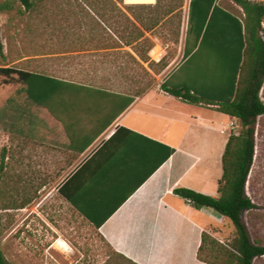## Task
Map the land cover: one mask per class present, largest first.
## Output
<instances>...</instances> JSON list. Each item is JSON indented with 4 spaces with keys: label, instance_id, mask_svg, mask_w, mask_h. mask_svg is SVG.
Wrapping results in <instances>:
<instances>
[{
    "label": "crops",
    "instance_id": "obj_1",
    "mask_svg": "<svg viewBox=\"0 0 264 264\" xmlns=\"http://www.w3.org/2000/svg\"><path fill=\"white\" fill-rule=\"evenodd\" d=\"M184 62L165 80L170 87L187 81L170 84ZM50 105L52 112L40 107L44 116L23 124L19 137L33 165L43 157L48 172L66 174L57 192L86 227L127 264H208L198 256L202 236H214L223 217L195 209L174 190L218 196L223 155L239 121L212 118L203 108L216 106L185 102L161 85L137 97L99 86L68 88ZM46 240L45 264H53L57 243L51 235ZM60 241L68 264L79 263L77 248Z\"/></svg>",
    "mask_w": 264,
    "mask_h": 264
},
{
    "label": "rangeland",
    "instance_id": "obj_2",
    "mask_svg": "<svg viewBox=\"0 0 264 264\" xmlns=\"http://www.w3.org/2000/svg\"><path fill=\"white\" fill-rule=\"evenodd\" d=\"M12 1L16 9L11 13H0V40L5 55L0 56L2 67H15L136 94L163 84L183 62L191 0H183L181 9L165 17L152 35L147 34L149 42L134 45L137 48L145 46L144 49L153 45L149 52L151 66L140 60L131 48H118L119 41L112 39L107 30L103 33L106 37L104 43L93 40L95 32L100 31L92 32L93 25L80 28L78 24L83 21L79 13L81 9L69 6L68 0H48L43 9L33 13L26 12L19 0ZM249 1L264 4V0ZM131 3L140 4L134 0L125 4ZM178 3L181 2L175 0L171 5L178 7ZM219 4L235 15L243 16V10L233 0H220ZM20 10L24 16L18 14ZM208 51L210 49H205L204 53L197 55L170 84L173 86L182 79L191 81L192 73L196 76L200 64L207 63ZM249 68L250 65L246 64L244 72L247 73ZM15 79L16 76L10 80L0 75V163L5 154L0 194V249L5 258L10 264H45V248L50 246L46 238L51 235L54 245L58 240H64L77 248L80 253L73 255L74 259L78 257L81 260L77 264H127L61 199L57 189L66 174L48 172L50 168L43 166V157L41 163H31L28 143L20 139L19 132L29 119L43 117L44 111L35 105H27L26 95L20 94L22 86ZM261 98L264 101V89ZM10 100L15 102L10 103ZM23 108L27 112L20 116ZM197 109L202 111L198 106ZM205 110L203 108L204 113L212 118L222 117L223 121H229L228 116L218 110ZM189 113L195 114L194 108H190ZM235 126L233 134H239L242 131L240 122ZM247 195L257 209L245 213L246 226L253 241L264 243V118L257 126L256 154L247 183ZM218 219L220 222L211 230L216 244L210 254L205 251L204 255L214 264H223L225 249L231 247L236 230L230 220ZM58 245L52 248V263L68 264ZM253 264H264V257L256 259Z\"/></svg>",
    "mask_w": 264,
    "mask_h": 264
},
{
    "label": "trees",
    "instance_id": "obj_3",
    "mask_svg": "<svg viewBox=\"0 0 264 264\" xmlns=\"http://www.w3.org/2000/svg\"><path fill=\"white\" fill-rule=\"evenodd\" d=\"M19 1L29 13L40 11L48 4V0ZM126 1L68 0L69 6L75 5L81 9L79 13L83 21L78 24L80 28L93 25L92 32L100 31L95 32L93 40L104 43L106 37L103 33L107 30L112 39L119 41L118 48H131L140 60L151 66L149 52L153 45H148L146 49L145 46L137 48L134 45L149 42L146 35H152L165 17L181 9L183 0H179L181 3H178V7L171 5L175 0H134L140 2L138 5L125 4ZM219 1L191 0L189 5L184 67L197 55L204 53L205 49H210L208 64L205 61L200 64L196 76L192 73L191 81L187 80L175 87H170L164 81L161 87L185 102L216 106L219 112L237 119L242 131L229 137L222 159L223 176L219 182L218 196L186 188H177L174 193L187 200L195 209L210 208L233 224L236 236L231 247L225 249L223 264H253L256 259L264 257V243L252 240L244 216L246 212L257 209V205L247 195V183L256 154L257 126L259 120L264 118V101L261 98L264 89V4L233 0L243 10V16L239 17L222 7ZM15 9L12 0L0 2V13H11ZM18 14L24 16L25 13L20 10ZM0 56L5 57L1 40ZM246 64L250 65L247 73L244 72ZM0 75L10 80L16 76L15 80L22 86L20 94L26 95L27 105L47 108L50 112L51 102L59 100L65 89L79 91L94 86L15 67L0 66ZM133 101L134 98L129 99L127 106ZM26 112L23 108L20 116ZM4 160L3 153L0 163V194L5 172ZM1 231L0 217V237ZM214 244V237L203 233L198 256L208 264L214 263L204 252L210 254ZM0 264H10L1 249Z\"/></svg>",
    "mask_w": 264,
    "mask_h": 264
},
{
    "label": "bare ground",
    "instance_id": "obj_4",
    "mask_svg": "<svg viewBox=\"0 0 264 264\" xmlns=\"http://www.w3.org/2000/svg\"><path fill=\"white\" fill-rule=\"evenodd\" d=\"M57 243H58V242H57ZM59 243H60L59 245H63V246H64V243H63L62 241H60ZM65 246H66V245H65ZM65 246H64V247H65ZM60 248H61V246H60ZM63 250H64V249H63Z\"/></svg>",
    "mask_w": 264,
    "mask_h": 264
},
{
    "label": "built area",
    "instance_id": "obj_5",
    "mask_svg": "<svg viewBox=\"0 0 264 264\" xmlns=\"http://www.w3.org/2000/svg\"><path fill=\"white\" fill-rule=\"evenodd\" d=\"M231 128H232V129H234V130L236 129V128H235V125H232V127H231Z\"/></svg>",
    "mask_w": 264,
    "mask_h": 264
}]
</instances>
